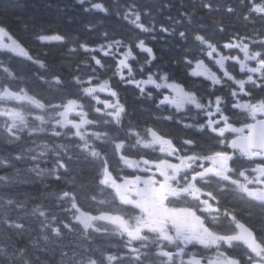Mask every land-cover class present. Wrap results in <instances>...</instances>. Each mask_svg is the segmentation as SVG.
Here are the masks:
<instances>
[{"label":"snow or ice","instance_id":"1","mask_svg":"<svg viewBox=\"0 0 264 264\" xmlns=\"http://www.w3.org/2000/svg\"><path fill=\"white\" fill-rule=\"evenodd\" d=\"M78 2L118 19L99 32L85 25L94 35L82 39L39 26L36 39L73 43L70 62L51 64L46 52L33 54L0 25V49L28 65L0 60V134L3 143L21 145L9 153L12 160L23 162L31 153L23 182L36 183L35 177L42 185L35 193L12 191L15 177L3 169L19 175L21 168L0 158V184L7 189L0 193L7 216L0 236L31 232L25 223L31 217L45 242L75 233L92 244L80 245L82 253L63 252L62 264H264V35L237 29L220 43L204 25L189 31L186 13L189 28L177 31L183 23L176 21L159 29L194 45L184 49L178 76L136 35L153 30L143 20L150 9L133 4L112 14L103 0ZM200 7L221 9L216 0H201ZM241 10L237 18L245 26L255 23L264 19V0H241ZM223 11L237 9L229 2ZM211 31L225 34L228 26L219 20ZM26 138L34 147L23 146ZM48 157L51 166L42 167ZM97 237H115L122 247H101ZM5 247H12L7 255L14 264L40 259L34 238L0 244Z\"/></svg>","mask_w":264,"mask_h":264},{"label":"trees","instance_id":"2","mask_svg":"<svg viewBox=\"0 0 264 264\" xmlns=\"http://www.w3.org/2000/svg\"><path fill=\"white\" fill-rule=\"evenodd\" d=\"M103 2L109 8V12L123 13L126 6L137 5L140 11L147 9L151 10V14L144 16V23L153 29L148 32L136 33L137 36L143 38L154 48L158 55L157 63H167L169 70L174 71L178 76H182L183 64L181 57L184 55V49L194 47L191 41L184 42L180 40L175 33L168 35L160 32L161 26L169 27L171 29L173 24L182 22L183 24H176V29L184 30L189 28L188 20L184 17L185 14L192 15V24L189 31L204 25L209 29V35L220 43H223L229 35L233 34L237 29L240 33L248 32L250 35L255 33L256 29L260 30V33L264 35V19L257 18L255 23H247L243 19L237 17L242 15L241 0H216V3L221 6L220 12L209 13L200 7L201 0H103ZM233 3L236 6V13L228 14L223 11V6L226 3ZM170 5V7H169ZM89 7L88 3L81 5L78 0H0V10L7 8V15H0V25H4L8 28L13 38L17 40L22 46L29 49L33 54L35 53H47L48 60L51 64H59L61 61L70 62L74 59L68 54V49L73 47V43L60 44L55 41H40L36 39L35 33L39 26L59 28L62 32L69 34V36H75L78 39H82L85 36L94 35L89 33L85 28V25L92 23L95 24L96 31H102L105 27H111L113 21H116L118 17L116 15L106 16L103 13L85 11ZM171 17V21L168 19ZM223 20V24L228 26V32L225 34L215 33L211 31L215 26L216 22ZM27 24V29L25 28ZM122 32H130V29L123 28ZM51 34V33H47ZM7 41V40H6ZM10 43V41H7ZM225 54L234 55L236 52L228 53L225 50ZM239 54V53H238ZM143 55V54H142ZM11 57V62L14 66L21 68H27L28 65L18 56L17 53L11 52L9 49H0V60H7ZM173 60L181 61L180 64L173 65ZM131 102V97L129 98ZM132 107L137 108V114L139 115L138 106L132 104ZM144 115H147L146 113ZM160 123H166L160 121ZM35 139V137L31 138ZM31 139H27L23 146L25 148L34 147L31 143ZM40 141L37 140L36 143ZM20 144H13L11 146L3 143V136L0 134V158L9 160L13 165L21 168L19 175H16L12 168L3 169L15 177V182L12 187L14 192H38L42 190V185L38 178L32 177L36 180V183H24L30 174L27 172V168L31 165V153H25V160L23 162H17L12 160L9 155L10 152H15L20 148ZM48 163L42 159L39 161L42 167L51 166V157H48ZM47 183L52 184L51 179ZM55 184H52V188L49 191L54 190ZM7 191L3 184H0V193ZM108 198V197H104ZM26 211V210H23ZM9 212V214L17 215L23 214ZM53 211H58L55 207ZM7 216L4 210L0 209V234H3L7 230L4 227ZM25 223L32 229L31 232L25 231L23 235L11 234V240H7L0 236V244L11 245L13 241L17 242V246L23 244L30 239H36L38 247L35 249V255L39 256L40 259L36 260L33 258L32 264H42L43 261H48V264H62L67 261V256L62 255L63 252H67L68 256L72 255V251L75 250L78 253L84 251L80 247L82 244H87L88 248L92 247V244L83 239H78L75 233H66L61 240H56L54 243L45 242L42 236L46 233H40L37 229V221L28 217ZM259 223V221H257ZM97 227L101 228L106 233L111 232V227L104 225L102 222L97 223ZM53 238L50 237V240ZM96 244L103 247L106 243L116 245V248L110 249L118 251L122 247V241L112 237L110 240H105L102 237H97ZM143 243V242H142ZM139 246V245H137ZM154 245L149 244L148 248L144 251H150ZM12 247H5L0 250V264H14V259L10 258L7 253L11 252ZM29 250L32 251L31 246ZM155 261L156 258H152ZM71 264V261H68Z\"/></svg>","mask_w":264,"mask_h":264},{"label":"rangeland","instance_id":"3","mask_svg":"<svg viewBox=\"0 0 264 264\" xmlns=\"http://www.w3.org/2000/svg\"><path fill=\"white\" fill-rule=\"evenodd\" d=\"M5 43H7V41L5 40Z\"/></svg>","mask_w":264,"mask_h":264}]
</instances>
